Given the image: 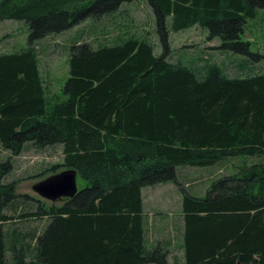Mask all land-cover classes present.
<instances>
[{
  "label": "trees",
  "instance_id": "trees-1",
  "mask_svg": "<svg viewBox=\"0 0 264 264\" xmlns=\"http://www.w3.org/2000/svg\"><path fill=\"white\" fill-rule=\"evenodd\" d=\"M134 1L0 0V21L29 29L26 47L0 55V144L11 153L0 161V264H169L171 242L147 240L142 195L167 183L182 191L181 264H264V69L238 77L205 60L188 66L170 45L171 32L201 27L219 51L264 64L242 39L264 0H147L161 55L134 37L77 43L62 93L50 92L38 44ZM54 147L63 161L44 173L74 170L88 185L45 207L6 179L14 157ZM232 158L260 162L214 181L203 197L178 184L180 167ZM35 219L47 220L42 232ZM11 222L26 227L7 230Z\"/></svg>",
  "mask_w": 264,
  "mask_h": 264
},
{
  "label": "rangeland",
  "instance_id": "rangeland-1",
  "mask_svg": "<svg viewBox=\"0 0 264 264\" xmlns=\"http://www.w3.org/2000/svg\"><path fill=\"white\" fill-rule=\"evenodd\" d=\"M171 25V19H168ZM29 29L23 21H0V55L17 52L27 45ZM130 37L144 39L153 44L154 54H162L159 36L155 27V16L147 0H136L124 4L114 14L101 19H89L80 25L58 35H53L38 44L40 71L48 89L60 95L69 77V58L71 46L77 43H89L94 48L113 45ZM208 32L201 27H194L179 33H170V45L173 60L193 66L207 63L219 65L230 76L245 77L247 74L260 73L263 63H254L249 58L219 51V40L208 41ZM243 41L249 42L253 53L264 54V10H257L256 17L249 19L245 25ZM11 153L0 144V161H5ZM61 147L42 151L30 148L14 157L15 167L6 182L19 181L16 193L41 202L45 207L60 206L64 202H51L41 198L34 186L48 177L44 173L51 165L61 163ZM260 159L232 158L226 159L212 167H180L177 169L178 184L186 188L187 193L205 196L212 183L224 176L239 173L243 167L259 163ZM44 173V174H43ZM43 174V175H42ZM87 182L77 176L78 191L87 187ZM146 214V236L150 244L157 240L171 242L169 264H181L182 228V191L175 183L161 184L143 191ZM30 201V200H29ZM32 202V201H31ZM36 207L38 206L37 202ZM8 223L6 229L20 227L21 223ZM46 219H35L32 227L43 231ZM22 227V228H21Z\"/></svg>",
  "mask_w": 264,
  "mask_h": 264
},
{
  "label": "water",
  "instance_id": "water-1",
  "mask_svg": "<svg viewBox=\"0 0 264 264\" xmlns=\"http://www.w3.org/2000/svg\"><path fill=\"white\" fill-rule=\"evenodd\" d=\"M77 172L68 170L51 176L34 186L35 192L51 202H65L73 199L78 193ZM237 264H242L237 262Z\"/></svg>",
  "mask_w": 264,
  "mask_h": 264
},
{
  "label": "crops",
  "instance_id": "crops-1",
  "mask_svg": "<svg viewBox=\"0 0 264 264\" xmlns=\"http://www.w3.org/2000/svg\"><path fill=\"white\" fill-rule=\"evenodd\" d=\"M148 188H150V187H148ZM143 191H144V189H143ZM142 195H143V200H144V193L143 192H142ZM144 207H145V200H144ZM181 216H182V210H181ZM181 230H182V228H181Z\"/></svg>",
  "mask_w": 264,
  "mask_h": 264
}]
</instances>
